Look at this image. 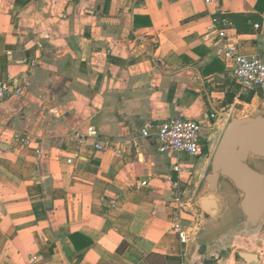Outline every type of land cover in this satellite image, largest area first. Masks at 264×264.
<instances>
[{
	"label": "crops",
	"instance_id": "obj_1",
	"mask_svg": "<svg viewBox=\"0 0 264 264\" xmlns=\"http://www.w3.org/2000/svg\"><path fill=\"white\" fill-rule=\"evenodd\" d=\"M206 1L0 0V81L20 92L0 103V264H243L217 247L240 222L216 236L226 180L206 178L227 124L264 117V93L232 79L210 27L229 16L240 54L264 57V0ZM174 117L201 123L205 156L140 135ZM88 129L106 151L76 141ZM171 180L198 211L176 214Z\"/></svg>",
	"mask_w": 264,
	"mask_h": 264
},
{
	"label": "built area",
	"instance_id": "obj_2",
	"mask_svg": "<svg viewBox=\"0 0 264 264\" xmlns=\"http://www.w3.org/2000/svg\"><path fill=\"white\" fill-rule=\"evenodd\" d=\"M208 2V0L206 1ZM256 28L258 26H255ZM232 26L228 19L219 16L212 17L211 33L214 38L223 43L222 57L230 64L231 77L242 90L260 91L264 93V57L249 58L241 55L239 45L234 35H230ZM20 92L13 84L10 76L5 81H0V103L12 97L19 96ZM213 115L210 118L213 119ZM202 125L193 120L174 117L158 125H149L140 131L142 137H148L150 130L154 129V135L158 141V153L186 158H199L205 156L202 143ZM14 140L20 144L30 145V141L20 135H14ZM76 141L83 145L85 140L91 139L93 151H106L111 141L107 138H99L96 131L88 129L85 133L77 132ZM71 163L72 160H67ZM176 173L180 171L178 166H172ZM173 196L172 202L176 205V214L183 210L184 195L179 180H171ZM180 241L185 242V234L181 231L179 222L174 223Z\"/></svg>",
	"mask_w": 264,
	"mask_h": 264
},
{
	"label": "water",
	"instance_id": "obj_3",
	"mask_svg": "<svg viewBox=\"0 0 264 264\" xmlns=\"http://www.w3.org/2000/svg\"><path fill=\"white\" fill-rule=\"evenodd\" d=\"M250 158L264 160V117L232 119L224 129L211 160V172L206 182L211 192L220 180L229 181L241 196L238 210L242 221L234 229L253 232L264 218V173L250 165ZM253 164V163H251ZM210 197L203 201L204 208H215ZM236 238V236L234 237ZM235 258L243 264H260L261 258L247 253H236Z\"/></svg>",
	"mask_w": 264,
	"mask_h": 264
},
{
	"label": "rangeland",
	"instance_id": "obj_4",
	"mask_svg": "<svg viewBox=\"0 0 264 264\" xmlns=\"http://www.w3.org/2000/svg\"><path fill=\"white\" fill-rule=\"evenodd\" d=\"M218 137L213 139L212 145L213 147L216 146L218 142ZM256 161V162H255ZM250 162L254 163L250 165L257 168H263L264 169V160L261 159H255L250 158ZM223 181V180H222ZM222 184V183H221ZM225 188L220 187V191L225 194L222 196L221 202H222V208L223 211H228L229 209V218L227 219L229 223L227 225H224L220 228V231L216 233V236L220 235L222 232L225 233V230L228 226L231 225V221L236 217H239L240 215V222L242 221L241 214L239 210L236 207V202L239 203V200L241 196L236 192H231L233 190L232 185L229 181H225ZM199 197V194L197 193L195 196L192 194L186 195V199L184 202H186V209H190V207L193 206V209L195 211L199 210L197 199ZM196 220V218H194ZM233 223V222H232ZM240 232L235 235L234 237H226L221 240L220 243H217L218 249H221L223 256L227 255H235L236 253H247L252 255H257L259 257H264V218L260 223V226L257 230L253 232H243V229L241 227L239 228ZM214 236V235H213ZM215 236V237H216Z\"/></svg>",
	"mask_w": 264,
	"mask_h": 264
},
{
	"label": "trees",
	"instance_id": "obj_5",
	"mask_svg": "<svg viewBox=\"0 0 264 264\" xmlns=\"http://www.w3.org/2000/svg\"><path fill=\"white\" fill-rule=\"evenodd\" d=\"M219 17L228 19L229 22L231 23V26H232L233 28H235V24H234V21H233L232 18H230L229 16H224V15H221V16H219ZM71 241H72L73 244H75L73 238H71Z\"/></svg>",
	"mask_w": 264,
	"mask_h": 264
}]
</instances>
